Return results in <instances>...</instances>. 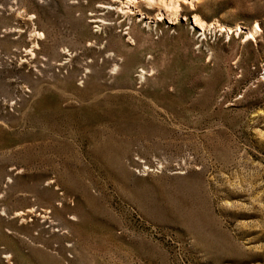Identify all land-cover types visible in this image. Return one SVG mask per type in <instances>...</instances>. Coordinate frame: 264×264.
Wrapping results in <instances>:
<instances>
[{"label":"rangeland","instance_id":"obj_1","mask_svg":"<svg viewBox=\"0 0 264 264\" xmlns=\"http://www.w3.org/2000/svg\"><path fill=\"white\" fill-rule=\"evenodd\" d=\"M185 1L0 0V264H264V0Z\"/></svg>","mask_w":264,"mask_h":264},{"label":"bare ground","instance_id":"obj_2","mask_svg":"<svg viewBox=\"0 0 264 264\" xmlns=\"http://www.w3.org/2000/svg\"><path fill=\"white\" fill-rule=\"evenodd\" d=\"M154 1L155 0H124V2H123L124 5L121 8V11L124 10L123 14L134 15V13L136 12V9L138 8V5L140 3L145 2L147 5L152 7L154 5ZM160 1L162 3V7L161 8L157 7L158 8V10H157L158 11V17L156 18V20H158V21L165 20L167 23L173 24V22L177 18V14L179 13L178 10L180 7V2H182V1L186 2V1L185 0H160ZM193 1L194 0H188V2L191 5H192ZM177 11H178V13H177ZM137 12H139V11H137ZM197 25H201V23L198 22V20L196 19L195 26H197ZM256 30H258V26L256 27ZM40 35L38 34L37 36H40Z\"/></svg>","mask_w":264,"mask_h":264}]
</instances>
